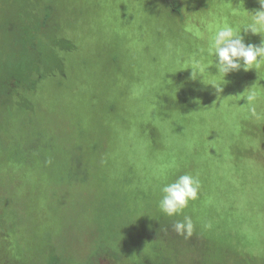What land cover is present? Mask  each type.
<instances>
[{"label": "rangeland", "instance_id": "374dc122", "mask_svg": "<svg viewBox=\"0 0 264 264\" xmlns=\"http://www.w3.org/2000/svg\"><path fill=\"white\" fill-rule=\"evenodd\" d=\"M176 2L0 0V264H264V70L217 97L203 67L260 5ZM183 174L198 197L166 217Z\"/></svg>", "mask_w": 264, "mask_h": 264}, {"label": "clouds", "instance_id": "9594fccd", "mask_svg": "<svg viewBox=\"0 0 264 264\" xmlns=\"http://www.w3.org/2000/svg\"><path fill=\"white\" fill-rule=\"evenodd\" d=\"M258 3L260 5L259 10L251 13L244 11L242 8L235 9L245 14L246 23L238 26L224 24L212 34L207 48V56L211 60L203 67L207 70L210 66H213L216 70V74L212 76L219 78V82L213 86L217 97L224 91L222 85L227 83L224 78L228 74L249 69L264 70V39L261 40L259 46H256L245 43L244 37L241 35L243 29L246 33L250 31L254 35L260 34L264 37V0H258ZM213 59H215L214 65L212 63ZM195 75L192 72V77ZM257 99L255 93H250L246 97L249 111L253 116L257 115ZM199 189L200 180L198 175H180L174 182L165 184L161 188L162 195L157 206L166 217L180 216L189 203L197 199ZM172 230L177 236L187 240L193 235L195 225L191 217L185 215L183 220H177L173 224Z\"/></svg>", "mask_w": 264, "mask_h": 264}, {"label": "trees", "instance_id": "16d2710c", "mask_svg": "<svg viewBox=\"0 0 264 264\" xmlns=\"http://www.w3.org/2000/svg\"><path fill=\"white\" fill-rule=\"evenodd\" d=\"M168 2V7L170 8V10L175 13V14H179V9L177 7V2L176 0H167Z\"/></svg>", "mask_w": 264, "mask_h": 264}]
</instances>
